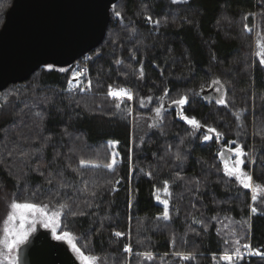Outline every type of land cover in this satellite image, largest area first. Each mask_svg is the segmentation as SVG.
<instances>
[{
	"label": "trees",
	"instance_id": "1",
	"mask_svg": "<svg viewBox=\"0 0 264 264\" xmlns=\"http://www.w3.org/2000/svg\"><path fill=\"white\" fill-rule=\"evenodd\" d=\"M12 1L0 0V29ZM263 38L264 0L114 1L99 45L0 90V239L11 203L32 201L59 210L60 230L98 264H227L222 256L234 253L236 239L242 252L244 244L264 251V204L251 206L250 189L225 173L219 156L243 145L244 169L264 187V64L256 50ZM80 65L88 66L91 87L69 91ZM214 80L226 105L216 102L220 93L207 100L198 92ZM109 86L155 101L147 110L134 106L132 120L134 99L108 96ZM165 89L169 103L187 94L189 104L165 108L148 127ZM207 128L220 138L204 141ZM165 181L167 221L158 219ZM128 244L131 253L123 250ZM239 264L264 259L245 256Z\"/></svg>",
	"mask_w": 264,
	"mask_h": 264
},
{
	"label": "water",
	"instance_id": "2",
	"mask_svg": "<svg viewBox=\"0 0 264 264\" xmlns=\"http://www.w3.org/2000/svg\"><path fill=\"white\" fill-rule=\"evenodd\" d=\"M116 0H13L0 29V90L27 79L48 63L66 65L99 45ZM216 85L200 87L207 100ZM175 106L166 95L158 107ZM18 264H83L68 240L38 226L20 245Z\"/></svg>",
	"mask_w": 264,
	"mask_h": 264
},
{
	"label": "snow or ice",
	"instance_id": "3",
	"mask_svg": "<svg viewBox=\"0 0 264 264\" xmlns=\"http://www.w3.org/2000/svg\"><path fill=\"white\" fill-rule=\"evenodd\" d=\"M172 3H174V4H176V3H187V0H172ZM115 15L118 18L121 17V13H119V12H116ZM147 20L152 21V17L148 16ZM153 23H155L156 25H159L160 21L157 19ZM245 28H248V25H245ZM132 31L135 32L136 30L133 28ZM261 56L264 57V53H261ZM116 63L120 64L121 61L117 60ZM260 63L264 64V59H261ZM48 67L51 69L52 66L49 65ZM82 74H83L82 72H73L72 77L68 81V90L69 91L72 90L73 80H77V78L80 77ZM143 76H144V69H143V64H141L140 78L142 79ZM212 83H213V85H219L220 81L214 80ZM77 86L79 87L78 81H77ZM88 86L91 87V81L90 80L88 81ZM80 90L84 91L83 88H81ZM216 91L218 93H220L221 88L217 87ZM164 92H165V95H167L168 89H165ZM108 96L113 97V98H117V99L126 98L129 101H131L133 99V94L128 89H126V88L113 89L111 86H109V89H108ZM147 99L149 102H151L152 97H148ZM139 102H140L141 107L145 106L144 98H140ZM216 102L220 105H226V103H227V101L223 98V96H221V98L218 99ZM173 104L176 106V108H182L184 105L189 104L188 95L187 94L182 95L178 100H174ZM119 106L120 105L117 104V108H119ZM162 107H163V105H161V107H157L154 109V112L156 113L157 118L160 120L163 119V117L161 116ZM129 113H130V109H129ZM177 115L180 116V118L183 121H185L188 125L193 126V127H199V122L195 118H189L186 115L181 116L179 112L177 113ZM36 116H41V113H36ZM213 135H215V137L217 139H219L221 134L218 133L215 128H207L206 133L203 135V140L204 141L212 140ZM229 143L232 144V143H235V141H232ZM118 144H119V141L109 142L110 147L113 145H118ZM169 147H171V146H169ZM226 153L234 154L236 159L232 163L231 166L229 165L228 160H226V159L224 160V171H225V173L229 177H237V179L239 180V182L243 186V188L252 189L253 190L252 200L256 201L257 196L255 195V192L260 190V186L256 185L254 187L253 183H252L251 175H248L247 173H245L242 170V166L245 163L243 157L246 155V153L243 150V145H237L235 148L228 147L224 151H221L219 153V156L221 158H223ZM116 157H117V153H115V152L112 153L111 163H109L107 165L108 170H110V171L115 170V167L118 163ZM176 159L177 160L181 159V156L179 155V153H177ZM81 165L82 166L84 165L83 161H81ZM91 166L92 167H99V165H91ZM130 171H131V169H130ZM40 174L43 175V173H40ZM148 175L150 176L151 174L149 173ZM177 176L179 177V173H177ZM49 183H51V181H49ZM117 183H119V181H117ZM164 191H165V193H168V191H169L168 187H167V181H165ZM93 195H95V194L93 193ZM157 199L159 200V197H157ZM162 203L164 206V211L162 213V216L158 217V219H163V220L167 221L170 219L169 201L164 200V201H162ZM66 206H67L66 204L60 205L61 208L66 207ZM129 206H131V201H129ZM10 207H11L12 211L8 215L7 220L5 221V224H6V227L4 229L5 235H4L3 240H0V244H2L7 249V252H8L7 259L9 260L10 264H17L18 256L15 255L14 253L16 252V250L19 249L20 245H22L27 240L29 233L35 231V225H36L35 219H33L31 221V223L28 224L27 228L25 227V224L28 222V215L36 213V212L42 213L44 216V227H49V225L51 224L53 226V229L55 230V226L57 223L55 217H57L60 213L55 212V213H53L52 217L50 218L48 216V213L44 210L43 207H41L37 204H34V203H27V202L21 203V202L13 201L11 203ZM251 211L253 213H255L257 211V209L253 207L251 209ZM16 220L20 221L18 227L11 226L12 222L16 221ZM69 235H70L69 233L65 232L63 235L57 236L56 239L68 240V243L71 244V246H72V250L79 255V258L83 261V264H95V262L99 258L89 256V255H85V253L83 251H81V249L79 247H77L75 243H73L71 240L68 239ZM114 235L116 237H121L124 235V233L114 232ZM174 242L175 241L173 240V243ZM225 243H227V241H225ZM234 244L237 245V247H235L234 253L228 254L227 251H225V253L222 256L223 261L227 262V264H239V262L242 261L245 258V256H248V257L255 256V257H259L261 259H264V251H261L260 249H253L250 244H244V245H242V247L245 249V251L242 252L241 246H240V240L236 239L234 241ZM123 250L126 253H131L132 252L131 244L125 245ZM144 255L149 260L152 259L151 254L145 253ZM177 255H181V254L178 253ZM181 258L184 260H188V259H190V256H181Z\"/></svg>",
	"mask_w": 264,
	"mask_h": 264
},
{
	"label": "rangeland",
	"instance_id": "4",
	"mask_svg": "<svg viewBox=\"0 0 264 264\" xmlns=\"http://www.w3.org/2000/svg\"><path fill=\"white\" fill-rule=\"evenodd\" d=\"M256 50H257V55H258L259 59H260V60H261V59H264V57L261 56V53H264V38L261 39V40H259V42L257 43ZM88 57H89V56H88ZM49 65H50V64H47L46 66H49ZM76 72H78V71L76 70ZM81 78L84 79V78H86V77L83 76V74H82L80 77L77 78V80H74V81H73V86H77V81H78L79 79H81ZM84 80H85V81H83L81 84H79L80 88L86 87V85H88V82L85 83V82L87 81V79H84ZM78 83H79V81H78ZM84 83H85V84H84ZM22 84H23V83H22ZM22 84H21V85H22ZM122 88H125V87H122ZM216 88H217V87H216ZM118 89H119V88H118ZM128 90L132 92V94H133V99H134L133 107L131 108L132 120H133L134 116L136 115V113L134 112V106L137 105L140 109H142V110H144V109L147 110L148 108L151 107V104H152L153 101H155V98L152 96V94H147V95H142V96L139 97V99L135 100L133 91H132L131 89H128ZM220 94H221V96L223 95V91H222V89H221ZM148 97H152L151 102L148 101V99H147ZM140 98H144V100H145V106H144V107H141V106H140V102H139V101H140ZM149 116H150V118H149L150 123L148 124V127L150 126V124L153 125L154 123H155V124L158 123L159 119L157 118V116H156L155 114H150ZM139 117H141V116L139 115ZM145 126H146V125H145ZM145 126H139V127L137 128V130H138V131H141L142 133H144V132L146 131L145 129H146V127H147V126H146V127H145ZM223 151H224V150H223ZM225 159L228 160L229 165L231 166L232 163L235 161L236 157H235L234 154L226 153L225 156L223 157V168H224V160H225ZM243 159H244V161H245V157H243ZM87 164L97 165V163H87ZM242 170H243L245 173H247L248 175H251V177H252L251 172L249 173L248 171H246V170L244 169V165L242 166ZM252 183H253V186L255 187L256 184L254 183L253 178H252ZM250 192H251V203H252L251 206H255V205H254V202H260V203L264 204V187H261V186H260V190L257 191V192H255V195L257 196V200H256V201H253V200H252L253 190L250 189ZM168 193H169V192H168ZM168 193H165L164 190L161 191V192H159V193H158V196H157V197H159V200H158V201L161 202V203H162V201H164V200H168V201H169L170 199H169V197H168V195H167ZM169 195H170V194H169ZM17 202H21V203L27 202V203H34V204H37V205H39V206H41V207L44 208V210L48 213V216H49L50 218L52 217L53 213H55V212H59L60 214H59L57 217H55V219H56V221H57L56 226H55V230L53 229V226H52L51 224L49 225V227H45V228H50V229H52L53 232H54V235H55L56 237L59 236V235H63V234L66 232V231H61V230H60L61 225H62V214H61V212H60L59 210H53V209H50L49 207H47L48 205H46V204H39V203L32 202V201H17ZM162 204H163V203H162ZM45 206H46V207H45ZM252 208H253V207H252ZM11 211H12V209L10 210L9 214L11 213ZM9 214H8V215H9ZM7 217H8V216H7ZM7 217L5 218V221L7 220ZM33 219L36 220L35 229H36L38 226H40V225L44 227V216H43V214L40 213V212H36V213H33V214H29V215H28V222L25 224V227H26V228L28 227V224H30L31 221H32ZM5 221H4V224H3V233H2V236H1V239H0V240H3L4 235H5V231H4V229H5V227H6ZM19 223H20L19 220L13 221L11 226H13V227H18ZM31 233H32V232H31ZM67 233H69V232H67ZM29 234H30V233H29ZM69 234H70V235H69L68 239L71 240L73 243H75L77 247H79L78 244L76 243L74 237L71 235V233H69ZM79 248H80V247H79ZM80 249H81V248H80ZM17 251H18V250H16V252L14 253L15 255H17ZM81 251H82V249H81ZM85 255H89V254L85 253ZM7 256H8L7 249H6L2 244H0V264H10L9 260L7 259ZM89 256H91V255H89ZM93 257H94V256H93ZM17 264H18V261H17ZM95 264H98V262L96 261Z\"/></svg>",
	"mask_w": 264,
	"mask_h": 264
},
{
	"label": "built area",
	"instance_id": "5",
	"mask_svg": "<svg viewBox=\"0 0 264 264\" xmlns=\"http://www.w3.org/2000/svg\"><path fill=\"white\" fill-rule=\"evenodd\" d=\"M77 71L78 72H82L83 73V76H85L86 78H84V79H87V81L85 82V83H87L88 82V74H89V68H88V66H86V65H80L79 67H78V69H77ZM84 79H79L78 81H79V84H81L83 81H85ZM21 83V82H20ZM84 83V84H85ZM89 88V86L88 85H86V87H83V89H88Z\"/></svg>",
	"mask_w": 264,
	"mask_h": 264
},
{
	"label": "flooded vegetation",
	"instance_id": "6",
	"mask_svg": "<svg viewBox=\"0 0 264 264\" xmlns=\"http://www.w3.org/2000/svg\"><path fill=\"white\" fill-rule=\"evenodd\" d=\"M216 89V88H215ZM217 92V91H216ZM219 95V93L217 92L216 94H215V96H218Z\"/></svg>",
	"mask_w": 264,
	"mask_h": 264
}]
</instances>
